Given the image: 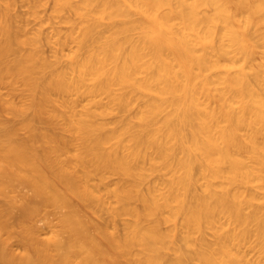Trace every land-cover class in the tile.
I'll use <instances>...</instances> for the list:
<instances>
[{
    "label": "bare ground",
    "instance_id": "obj_1",
    "mask_svg": "<svg viewBox=\"0 0 264 264\" xmlns=\"http://www.w3.org/2000/svg\"><path fill=\"white\" fill-rule=\"evenodd\" d=\"M19 1L0 0V264H264V0Z\"/></svg>",
    "mask_w": 264,
    "mask_h": 264
},
{
    "label": "rangeland",
    "instance_id": "obj_2",
    "mask_svg": "<svg viewBox=\"0 0 264 264\" xmlns=\"http://www.w3.org/2000/svg\"><path fill=\"white\" fill-rule=\"evenodd\" d=\"M18 4H17V12L18 13H20L21 11L23 12V11H25L26 9L24 8L23 10L21 9V8H23L22 6L24 5V4H20V1L18 0V2H17ZM53 5V0H49L48 1V4H47V6L44 8V10L45 9H47V10H50L51 8H52V5ZM19 5H21V7L19 6ZM51 6V7H50ZM24 7H26L25 5H24ZM19 9L21 10V11H19ZM43 10V14H46V13H48V14H50L49 12H51V11H47V10H45L44 11ZM25 13V12H24ZM24 13H20V14H24ZM48 14H46V16H49ZM137 15V16H136ZM75 16V15H74ZM72 17V18H75V20H76V22H78V19L76 18V16L75 17ZM132 17L134 18V19H136V20H138V22H142V17H141V15H138V13L136 12H134V14L132 15ZM139 17H140V19H139ZM140 20V21H139ZM60 21V20H59ZM55 23H56V25L59 23L58 22V19H57V21H54ZM61 23V22H60ZM107 24V23H106ZM105 23L104 24H102V26L100 27V30H108V28L110 27V23L109 24H107L106 25ZM30 25L31 26H34V25H36V23H34V21H32L31 23H30ZM62 25V26H61ZM61 25L59 24V26H60V29H59V27L58 26H56L59 30H61V32H66L67 31V29H69L68 27V24H65V23H61ZM63 26H65V27H63ZM68 26V27H67ZM108 27V28H107ZM105 28V29H104ZM132 32V33H131ZM130 33L132 34V36H134L136 33V35L137 36H134L133 38H135L136 39V37H138V35H139V32L136 30V29H132L131 31H130ZM47 50H49V52L47 51ZM44 51L45 52H47L46 53V55H48L49 53H50V46H48V48H47V46H45V49H44ZM257 57V59H259V56L257 55L256 56ZM1 91L4 93V91H6L5 89H1ZM130 114L129 113H125V115L123 114L122 116H129ZM42 125H40V127H41ZM25 135V133L24 132H21V136L23 137ZM113 178H114V176H113ZM115 179V178H114ZM113 179V180H114ZM109 182L110 183H113V181H112V177L109 179ZM18 188L19 189H21L23 192H27L28 191V189L27 188H24V186H22L21 184H19L18 185ZM25 190H27V191H25ZM5 202V199L4 198H2V197H0V205H2L3 203ZM52 210V209H51ZM94 210H97V207L95 208L94 207ZM49 211V210H48ZM54 211V210H53ZM53 211H49V212H52V213H49V214H52V215H49L47 212H46V214L47 215H49V216H47V217H49V218H51L50 220H49V223H46L45 222V225L42 223V222H44V221H39V225H40V228H41V232H44V230L46 231V232H44L43 234H42V237H49V235H48V232H49V234H52V232H53V230H55L56 228H55V226H58L57 225V223H58V217L57 216H59V213L57 212V214H56V212L54 213V214H56V215H54L53 214ZM99 213V215L101 216V221L103 222V221H105L104 219L106 218V223H104V224H106V225H109V222L111 221V219H110V216L108 215V213L106 212V211H100V209L98 208V210H97ZM103 214V215H102ZM46 216V215H45ZM104 216V217H103ZM57 220V221H56ZM50 221H52V222H50ZM54 223V224H53ZM111 223V222H110ZM117 227L120 229V230H122L123 231V227H124V222H123V220L121 219H119V221L117 220ZM46 224H47V226H46ZM120 224V225H119ZM123 224V225H122ZM111 225V224H110ZM122 225V226H121ZM122 228V229H121ZM121 231V232H122ZM46 236H45V235ZM44 235V236H43ZM48 235V236H47ZM12 246L13 247H15V249H17V250H19V242L17 241V240H15V241H13V244H12Z\"/></svg>",
    "mask_w": 264,
    "mask_h": 264
}]
</instances>
